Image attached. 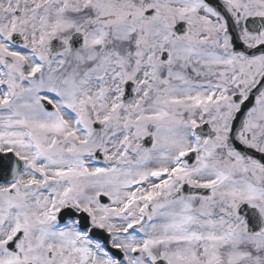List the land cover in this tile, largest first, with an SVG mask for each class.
Segmentation results:
<instances>
[{"label":"snow or ice","instance_id":"snow-or-ice-1","mask_svg":"<svg viewBox=\"0 0 264 264\" xmlns=\"http://www.w3.org/2000/svg\"><path fill=\"white\" fill-rule=\"evenodd\" d=\"M0 264H264V0H0Z\"/></svg>","mask_w":264,"mask_h":264}]
</instances>
